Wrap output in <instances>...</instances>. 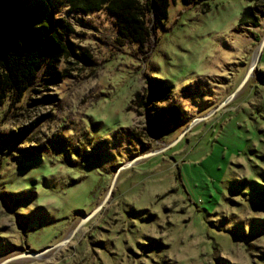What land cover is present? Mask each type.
Listing matches in <instances>:
<instances>
[{
  "label": "rangeland",
  "instance_id": "obj_1",
  "mask_svg": "<svg viewBox=\"0 0 264 264\" xmlns=\"http://www.w3.org/2000/svg\"><path fill=\"white\" fill-rule=\"evenodd\" d=\"M16 1L64 47L0 98V263L113 184L5 264H264V48L195 120L254 62L264 3L168 0L143 43L106 7Z\"/></svg>",
  "mask_w": 264,
  "mask_h": 264
},
{
  "label": "trees",
  "instance_id": "obj_2",
  "mask_svg": "<svg viewBox=\"0 0 264 264\" xmlns=\"http://www.w3.org/2000/svg\"><path fill=\"white\" fill-rule=\"evenodd\" d=\"M188 3H207L209 0H183ZM250 3H264V0H249ZM71 9L98 10L106 7L117 18L121 37L134 38L144 43L149 35L145 19L155 13V20L167 17L168 0H67ZM254 6L244 7L240 22H254ZM35 13L21 12L16 0L0 2V98L8 89L21 91L37 77L44 64H51L64 47L60 32L52 28L36 31Z\"/></svg>",
  "mask_w": 264,
  "mask_h": 264
},
{
  "label": "water",
  "instance_id": "obj_3",
  "mask_svg": "<svg viewBox=\"0 0 264 264\" xmlns=\"http://www.w3.org/2000/svg\"><path fill=\"white\" fill-rule=\"evenodd\" d=\"M263 48H264V38L261 41L260 47H259V49L257 51V54H256V57L254 59V62L251 63V65L249 67V70L247 71L245 77L242 79V81L239 84V86L237 87V89L235 91H232V93L227 97V99L224 102H222V104H220L215 109H213L207 116H201V117L195 119L196 121L197 120H201V119H206L209 115H211L217 109L219 110L229 100H231L232 98L235 97V95L237 94V92H239L241 90V88L243 87V85L246 83L247 79H249L252 76L254 69L256 68L257 64L260 61L261 52H262V49ZM181 137H182V135H180L177 138V140L180 139ZM173 143H175V141L171 142L166 147H163L162 150L165 149V148H167V147H170ZM157 151H159V150H157ZM135 160H132V161L130 160L126 165L132 164ZM112 188H113V184H112V187L110 188L109 193H108L107 197L105 198V200L103 202H101L90 214H88L87 216L86 215L83 216L81 218V220L79 221V223L77 224V226L74 228V230H72L70 232V234L66 238H64L63 240H61L60 242H58L56 244H52V245L47 246L43 250L41 249L39 251H33L32 253L24 252V253H21V254H18L16 256H14V257L13 256L12 257H9V258L5 259L3 262H1L0 264H5V263H7L8 261H10L12 259L15 260V259L20 258V257H25V256L34 257V256L44 255L45 253H47L48 251L52 250L53 248H59L60 246H62L64 244H66L67 242H69L73 238V236L76 234L77 230H79L80 227L83 225V223L85 221L87 222L92 216H94L104 206L105 202L108 201V198H109V195H110V192H111Z\"/></svg>",
  "mask_w": 264,
  "mask_h": 264
}]
</instances>
